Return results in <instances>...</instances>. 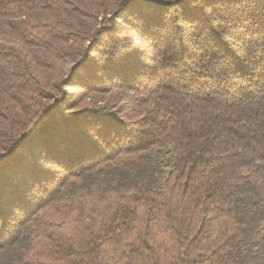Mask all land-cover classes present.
Wrapping results in <instances>:
<instances>
[{
	"label": "trees",
	"instance_id": "obj_1",
	"mask_svg": "<svg viewBox=\"0 0 264 264\" xmlns=\"http://www.w3.org/2000/svg\"><path fill=\"white\" fill-rule=\"evenodd\" d=\"M0 33V264H264V0H0Z\"/></svg>",
	"mask_w": 264,
	"mask_h": 264
},
{
	"label": "rangeland",
	"instance_id": "obj_2",
	"mask_svg": "<svg viewBox=\"0 0 264 264\" xmlns=\"http://www.w3.org/2000/svg\"><path fill=\"white\" fill-rule=\"evenodd\" d=\"M0 39L2 40H7V41H13L8 35H4V34H1L0 33ZM15 42V41H13ZM20 44V43H18ZM61 67L63 69H67V67L69 66V60L66 58V59H63L61 62L58 63V67ZM69 91H72V88H69ZM89 98H87L85 101H88Z\"/></svg>",
	"mask_w": 264,
	"mask_h": 264
},
{
	"label": "snow or ice",
	"instance_id": "obj_3",
	"mask_svg": "<svg viewBox=\"0 0 264 264\" xmlns=\"http://www.w3.org/2000/svg\"><path fill=\"white\" fill-rule=\"evenodd\" d=\"M176 3H177V4H180L181 6H183V5H185V4L191 6L192 3H193V0H176ZM194 10H195V9H193V11H194Z\"/></svg>",
	"mask_w": 264,
	"mask_h": 264
}]
</instances>
